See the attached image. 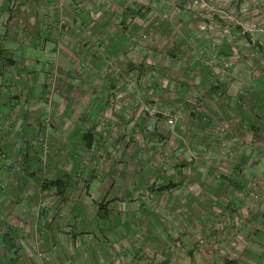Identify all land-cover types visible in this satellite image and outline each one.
<instances>
[{"label":"rangeland","instance_id":"1","mask_svg":"<svg viewBox=\"0 0 264 264\" xmlns=\"http://www.w3.org/2000/svg\"><path fill=\"white\" fill-rule=\"evenodd\" d=\"M145 4L158 15L144 18L145 31L116 50L115 60L99 61L87 84L110 112L118 110L116 92L136 88L148 96L121 107L118 129L101 112L105 141L89 164L97 181L73 195L81 206L64 210L62 236L75 227L66 217H94L100 204L105 219L82 230L114 264H264V0ZM128 59L137 70H124ZM76 71L60 87L51 78L46 106L78 85ZM156 85L162 96L150 95ZM33 146L42 157L51 144L40 135Z\"/></svg>","mask_w":264,"mask_h":264},{"label":"crops","instance_id":"2","mask_svg":"<svg viewBox=\"0 0 264 264\" xmlns=\"http://www.w3.org/2000/svg\"><path fill=\"white\" fill-rule=\"evenodd\" d=\"M17 2L13 8L11 0H0V264H114L113 254L87 239L88 231L82 230L90 220L96 225L105 219L100 213L108 212L105 205L101 209L97 205L94 217L85 218L79 211L66 217L64 222L75 227L63 236L61 223L70 204L77 210L81 206L73 195L97 181L89 164L94 146L105 141L101 112L110 116L107 126L118 129L124 118H119L124 114L121 107L130 110L139 97L148 96L136 88L116 92L118 110L110 112L108 102L99 100L101 93L87 83L95 82L99 61L115 60L116 50L145 31L144 18L158 12L141 5L155 0ZM76 2H82V8ZM60 18L67 24H60ZM187 27L188 32L194 30L189 23ZM126 61L125 71L137 70ZM72 70H77L78 85L65 94L60 90L55 94L58 100L46 106L48 82L53 78L60 87ZM150 95L162 96V86L156 85ZM40 135L51 144L42 157L30 147ZM58 178L65 180L61 194L51 184ZM48 197L53 199L47 202ZM91 231L89 235L96 237Z\"/></svg>","mask_w":264,"mask_h":264},{"label":"trees","instance_id":"3","mask_svg":"<svg viewBox=\"0 0 264 264\" xmlns=\"http://www.w3.org/2000/svg\"><path fill=\"white\" fill-rule=\"evenodd\" d=\"M252 130L255 132L257 130V128L256 127H252ZM85 146L87 148L90 147V140H88V139L85 140ZM51 184L55 186L57 193L61 194L62 190L64 188V185H65V180L61 179V178H58V179L54 180ZM98 206H99L100 209L103 208L101 205H98Z\"/></svg>","mask_w":264,"mask_h":264},{"label":"built area","instance_id":"4","mask_svg":"<svg viewBox=\"0 0 264 264\" xmlns=\"http://www.w3.org/2000/svg\"><path fill=\"white\" fill-rule=\"evenodd\" d=\"M167 122H168V123H172V120H171V119H168Z\"/></svg>","mask_w":264,"mask_h":264}]
</instances>
